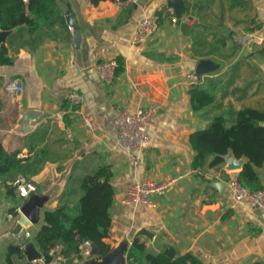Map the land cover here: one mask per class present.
Here are the masks:
<instances>
[{
	"label": "crops",
	"instance_id": "crops-1",
	"mask_svg": "<svg viewBox=\"0 0 264 264\" xmlns=\"http://www.w3.org/2000/svg\"><path fill=\"white\" fill-rule=\"evenodd\" d=\"M58 2L63 12L58 23L35 32L10 29L0 43L13 59L11 64L0 65V144L20 158L45 157L42 168L27 180L46 196L38 222L28 223L27 238L25 228L20 234L15 232L19 208L26 199L0 183V264L41 262L27 260L21 247L28 241L34 243L42 211L59 204L70 177H81L100 163L108 164L112 174V226L106 240L111 246L126 239L129 248L138 237L147 252L168 244L204 264L264 262V226L257 211L244 201H235L227 186L241 168L227 170L225 159L223 164L202 167L201 174L193 173L190 135L205 128L208 119L191 109L188 95L190 84L199 80L189 75L194 74L199 59L207 58L219 67L201 78L221 73L228 83L225 94H217L221 106L216 113L228 107L264 111V42L245 48L233 39L236 33L254 32L264 40V0H181L183 14L192 18L189 23L170 22L169 0H150L145 10L120 7L112 0ZM171 2L180 6V0ZM68 7L80 32L77 46L64 17ZM146 15L158 16V29L146 40L133 43L132 35ZM256 24L260 27L255 28ZM216 46L218 51L204 57ZM118 56L124 59V70L110 83L103 82L98 65ZM12 79L23 84L20 95L5 91L4 84ZM70 91L82 96L74 110L63 107ZM149 104L158 110L148 141L139 152L127 153L116 142V109L126 107L132 112ZM27 110L40 115L24 131ZM258 174L264 186V165ZM165 177L175 181L164 194L154 196L152 205L122 202L130 184ZM216 182H224L222 190L214 186ZM10 209L14 219L7 216ZM11 245H19L20 253L8 256ZM61 263L56 257L48 264Z\"/></svg>",
	"mask_w": 264,
	"mask_h": 264
},
{
	"label": "trees",
	"instance_id": "trees-1",
	"mask_svg": "<svg viewBox=\"0 0 264 264\" xmlns=\"http://www.w3.org/2000/svg\"><path fill=\"white\" fill-rule=\"evenodd\" d=\"M62 13L58 0H0V30L22 27L35 32L58 23ZM179 25L182 29L187 27ZM258 27L260 25L256 24L255 28ZM253 30L250 28L249 31ZM218 49V46L210 48L204 57H211L210 52ZM12 61L7 46L2 45L0 65L11 64ZM115 61L114 79L124 70V59L118 56ZM221 76V73L210 74L191 83L188 88L191 109L203 112L202 115L208 119L205 128L190 135L189 142L194 151L191 165L202 168L223 164L225 156L231 152L235 158L246 160L235 179L248 191L264 189L258 174V169L264 165V111L228 107L216 113L215 110L221 106L217 102V94H225L228 85ZM77 106L67 100L63 103L66 110H74ZM65 115L64 121L68 124L69 119ZM44 161L45 157L37 154L31 158H20L16 151L8 152L0 144V183L9 188L8 191H14L16 187L8 182L12 184L18 177L29 180L42 168ZM111 175L110 166L100 163L81 177H70L59 197V204L42 211L41 223L34 236V243L42 257L41 262L36 264H48L56 257H60L62 263L72 264L75 258L81 261L86 242L96 243L101 256L110 250L111 245L106 240L110 237L112 226L109 212L114 195L109 182ZM10 212L15 213L11 209ZM20 251L19 245H11L8 256ZM126 261L128 264H204L193 254H180L168 244L157 252H147L138 237L132 239ZM251 264L264 262L257 260Z\"/></svg>",
	"mask_w": 264,
	"mask_h": 264
},
{
	"label": "built area",
	"instance_id": "built-area-1",
	"mask_svg": "<svg viewBox=\"0 0 264 264\" xmlns=\"http://www.w3.org/2000/svg\"><path fill=\"white\" fill-rule=\"evenodd\" d=\"M112 1L115 5L120 7L135 6L141 10H145L150 0ZM168 11L170 13L169 18L171 23H189L192 21V18L186 14L181 13L177 15L172 8H168ZM158 26L157 15L143 16L132 35V42L138 43L146 40L157 31ZM233 39L245 48L261 45L264 42V40L254 32L236 33ZM116 65L114 59L104 61L98 65L99 77L103 82L110 83L112 81ZM189 76L192 78L195 77L192 73ZM4 89L9 94L20 95L24 91V86L18 79H12L4 84ZM66 97L72 105H78L82 102V96L76 91H70ZM157 110L158 107L155 104L138 106L132 112L126 107L116 109L113 122L117 130V144L127 153L135 154L139 152L148 141L149 129L153 124ZM193 173L201 174L202 169L200 167L194 168ZM174 181L175 179L173 177H165L161 180L146 178L132 183L127 187L122 202L129 206H150L153 203L154 196L164 194ZM14 185L16 186L18 195L24 199L36 190V184L23 177H18ZM227 186L235 201H244L257 211L259 221L264 226V189L253 192L248 191L236 179H230ZM7 216L9 219H14L15 217L12 213H9ZM16 220L18 222V218H16ZM27 226L28 225L22 227L25 228L24 235L28 238L30 237V232ZM81 254L83 257L90 255L89 242L84 243ZM79 262L80 261L75 258L72 264H79Z\"/></svg>",
	"mask_w": 264,
	"mask_h": 264
},
{
	"label": "water",
	"instance_id": "water-1",
	"mask_svg": "<svg viewBox=\"0 0 264 264\" xmlns=\"http://www.w3.org/2000/svg\"><path fill=\"white\" fill-rule=\"evenodd\" d=\"M169 6L172 7L174 12L177 15H180L184 12L183 4L180 0V6L176 8V2H171L169 0ZM175 7V8H174ZM64 17L66 22L73 30V40L75 42V46L78 45L80 40V32L78 25L76 24V20L72 11L68 7L64 13ZM228 32V31H227ZM9 30H0V43L4 42L5 38L7 37ZM219 67L214 61L210 59H199L196 62L194 76L196 79H200L203 75L213 72L217 70ZM40 112L35 110H27L24 114L23 120V127L22 130H28L29 126L28 123L35 117H39ZM227 161L226 169L227 170H236L240 169L243 164L246 162L244 158L237 159L234 157L232 153H228L225 156ZM216 188L222 190L224 187V182H216L214 184ZM46 200V196H42L40 194V189L37 191L30 193L29 196L26 198L24 203L20 206L19 210L21 216L18 219V222L15 225V232L20 234V230L22 226L28 225V223H37L40 218V211L43 207V204ZM22 252L26 256L27 260L29 261H37L40 260L42 257L41 252L34 246L32 241L25 242L22 247ZM128 250V240L124 239L120 241L116 246H111L110 250L101 256L100 249L98 245L94 242L90 243V257L83 259L79 262V264H128L126 261V252Z\"/></svg>",
	"mask_w": 264,
	"mask_h": 264
},
{
	"label": "rangeland",
	"instance_id": "rangeland-1",
	"mask_svg": "<svg viewBox=\"0 0 264 264\" xmlns=\"http://www.w3.org/2000/svg\"><path fill=\"white\" fill-rule=\"evenodd\" d=\"M70 30H72V27H69ZM241 46V45H240Z\"/></svg>",
	"mask_w": 264,
	"mask_h": 264
}]
</instances>
